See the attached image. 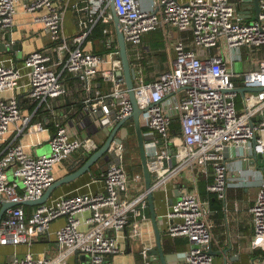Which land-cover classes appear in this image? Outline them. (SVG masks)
Listing matches in <instances>:
<instances>
[{
  "label": "built area",
  "instance_id": "built-area-1",
  "mask_svg": "<svg viewBox=\"0 0 264 264\" xmlns=\"http://www.w3.org/2000/svg\"><path fill=\"white\" fill-rule=\"evenodd\" d=\"M19 1L25 2L27 10L46 9L37 19L44 22L58 41L60 53L69 52V56L59 61L46 49L27 54L25 65L30 68L29 90L33 101L42 104L66 94L63 72L68 71L80 75L88 90L98 76L111 82L106 99L86 98V110L101 117L104 113L99 106L107 107L108 102L107 111L117 120L133 113L126 79L118 74L122 68L118 44L110 41L109 46L114 48L110 67H104L108 59L105 55L82 46L99 19L107 18L108 0H96L97 3L83 0L87 4H75L85 13L81 30L71 37L75 43L72 47L63 32L65 10L53 0H0V30L13 26ZM115 2L130 57L138 64L145 57L144 34L160 28L169 34L172 26L192 32L193 46L183 35L174 38L176 55L170 67L157 78L150 80L137 70L136 97L139 106L146 109L141 115L142 123L154 136L147 142L153 191L168 190L170 182L184 169L196 170L201 166L214 172L208 189L226 200L229 147L247 155L256 150L264 156V54L241 75L243 85L262 87L245 92L243 111L238 108L240 92L235 87L239 84L234 80L240 75L234 70V62L243 59V50L251 53L264 48V0H260L258 18L242 15L243 0H151L147 6L140 0ZM58 64L63 65L61 71ZM22 76L21 66L0 58V93L15 91ZM254 117L259 118L253 123ZM32 118L22 113L15 92L0 98V140H4L11 124L18 120H23L20 132L46 129ZM175 119L179 121L178 129L174 127ZM55 126L50 137V153L31 152L17 137L0 147V208L2 200L22 202L42 196L56 180V164L70 158L83 145L84 140L72 133L62 118L55 120ZM9 169L14 175L12 179ZM141 177L140 173L132 178L123 162H115L108 164L103 173V191L57 196L37 205L31 215L23 203L8 208L7 216L0 222V245H32L49 233L55 219L65 217L66 221L55 230L59 249L53 255L28 251L22 256L15 254L0 259V264H72L70 258L77 253L90 254L94 262H101L106 256L125 252L122 238L132 240L143 233L144 223L132 219V212L141 215L139 206L148 205V192L131 196ZM193 184L191 188L184 183L179 198L170 204L166 213L167 232L190 240V247L178 264H214V254L208 247L215 238L211 201L201 195L197 179L194 178ZM250 209L255 224L252 242L264 249V182ZM86 211L91 214L81 217ZM130 224L132 228L127 231ZM84 225L89 226L84 228Z\"/></svg>",
  "mask_w": 264,
  "mask_h": 264
},
{
  "label": "crops",
  "instance_id": "crops-1",
  "mask_svg": "<svg viewBox=\"0 0 264 264\" xmlns=\"http://www.w3.org/2000/svg\"><path fill=\"white\" fill-rule=\"evenodd\" d=\"M53 1L56 6L65 10L63 32L68 38L69 45L72 47L75 43L71 37L81 30V20L85 13L84 10H80L75 4L80 3L84 5L87 2L83 0ZM140 1L145 6L151 3V0ZM24 4V1H19L16 4L17 13L15 14L14 24L9 29L12 32L13 40L11 42L7 41L8 44L19 42L22 47L0 51V58H5L8 63H15L22 67L23 76L20 86L15 91H3L0 93V98L10 97L15 92L20 99L22 113L24 115H32V121L42 123L46 129L35 131L34 133H30L28 130L20 132L23 120L15 121L11 124L10 130L4 140H0V147L3 148L8 140L17 137L20 142L26 145L27 150L31 152L37 154L50 153V137L56 129L55 120L62 118L70 131L81 137L84 143L73 152L70 158L56 164L54 172L56 180H58L83 164L82 156L87 152L86 144L95 133L97 126L101 122H108L113 119L112 114L107 111V107H109L108 102L105 103L107 107L104 104L99 106L104 113L101 117H98L91 110H86L84 107L85 100L89 96H92L94 100L103 97L106 99L107 94L111 91V82L103 76H98L93 81L92 89L88 90L84 79L80 75L65 71L63 72V80L68 88L67 93L49 98L42 104L37 103L32 108L33 100L31 99L29 90L30 68L25 65V57L31 51L46 49L54 54L56 61H59L69 56V52L68 50H64L63 54L60 53L58 41L54 40L51 31L45 26L44 22L37 19L39 15L46 12V9L40 8L31 11L27 10ZM244 12L247 14L246 18H252L255 14L253 1H249L244 5ZM106 15V19L103 16L99 19L93 30V34L91 33V36L82 42V46L87 51L99 52L105 55L108 59L104 67H110L112 66L111 56L114 49L113 46H109L110 41L118 44L116 26L110 5L107 8ZM4 31L5 29H1L2 35L0 40L5 39ZM159 34H163L164 36L163 46H157V42L159 41L157 35ZM180 35L185 36L187 41L193 46L192 32L190 30H180L175 26L171 27L169 34L161 28L144 34L145 57L141 60L140 64L132 60L138 72L151 80L157 78L161 72L167 70L176 55L172 42L175 37ZM214 51H217V49H214ZM249 67L250 65L246 69ZM57 69L61 71L63 65L58 64ZM238 73L241 76L244 71ZM240 78L242 79L243 77L241 76ZM243 84L239 83V85ZM237 104L240 111H243L244 96L242 94L237 97ZM101 110L99 111L100 113ZM143 126L144 128L146 127V134H150V129L145 125ZM131 161L130 164H133V168L131 169H128L124 164L130 176L133 178L136 174L141 173L142 175L136 187L131 191V196H133L145 191L146 187L141 158ZM227 164L228 197L226 200L216 198L212 201L213 210L211 219L213 221L215 238L211 242V247L214 250V264H264V249L254 245L252 242L255 224L253 213L250 209L264 182V165H261L253 157V153L249 155L241 153L233 146L229 147ZM107 166L108 164H105L103 161L96 163L92 166L91 171H86L68 182L58 184L53 189L48 200L64 194L103 191L105 189L103 173ZM186 169H184L186 173L181 172L170 182L168 190L163 188L154 191L155 209L162 233L161 242L168 264H178L183 258L185 251L190 247V240L187 236H173L167 232L168 219L166 213L170 204L179 198L183 184L187 183L192 188L195 178L197 179L199 191L204 198H209L212 196V193L214 194V192L208 189L209 182L214 179L212 168H209L207 171L203 170L201 166H198L196 170ZM36 207L37 205H34L29 211L26 209L28 214L31 215ZM139 207L142 212L141 215L135 216L132 212V219L136 218L135 220L144 223L143 233L132 240L126 237L122 238L125 252L109 255V264H162L161 260L157 259V255H154V259H147V250L157 247L158 243L149 198L146 207L141 205ZM90 214L91 211H86L85 214H80V216L84 218ZM65 221V217L55 219L51 224L49 233L37 238L32 245L26 243L0 245V259H9L15 254L22 256L28 251H34L37 254L46 253L53 255L59 249L55 230L63 225ZM88 226L84 225V228H88ZM131 228L132 224L127 227V231L131 230ZM70 260L72 264H81V260L77 261L76 254L72 255Z\"/></svg>",
  "mask_w": 264,
  "mask_h": 264
},
{
  "label": "water",
  "instance_id": "water-1",
  "mask_svg": "<svg viewBox=\"0 0 264 264\" xmlns=\"http://www.w3.org/2000/svg\"><path fill=\"white\" fill-rule=\"evenodd\" d=\"M249 1H253L255 7V14L252 18H258L261 11L260 0H243V4L246 5ZM110 8L113 13L114 22L117 31L118 39V48H119V57L122 61V68L118 71L119 75H124L127 87L130 93V99L134 105L133 113L129 116L117 120L113 117L111 121L101 122L95 131V133L90 137V141L86 144L87 152L82 156L83 164L71 171L64 177L55 180L43 193L42 196L38 198H30L20 201H11V200H2V206L0 208V222L7 216V209L13 207L17 204H33L39 205L46 202L51 194L53 189L60 183L68 182L79 175L83 174L86 171H91L92 166L96 163L104 162L105 164L111 163H122L128 154L132 153L133 147L139 149L140 158L142 161L143 175L145 180V187L148 192V198L150 203V208L152 211V220L157 234L158 243L157 247L150 248L147 250V259H154V255H157V259H160L162 264H168L166 254L164 252L162 242H161V229L158 222V215L155 209L154 201V191L152 189V172L149 167L150 157L147 151V142L149 139H152L154 136L152 134H146L143 123H142V113L146 110L141 108L138 104L136 92H135V79L137 77V69L132 63L130 57L128 43L123 31L122 22L116 8L115 0H108ZM246 18L247 14L243 13ZM10 29V28H9ZM7 29L4 31V40H0V51H5L12 48H21L22 45L19 42H14L8 44L7 41L13 40L12 32ZM2 32L0 30V37ZM262 87H250L246 85H237L235 90L239 91L242 96L245 95L247 90H260ZM260 117V116H259ZM254 117V121L259 118ZM136 137V143H132V137ZM254 143H256V138H254ZM253 157L256 158L261 165H264V156L261 152L254 151ZM264 168V167H263ZM210 251L214 253V250L211 247V244L208 245ZM225 251V250H224ZM77 261L81 260V264H109L110 257L106 258L101 262H94L91 255L87 253H77ZM78 264V263H77Z\"/></svg>",
  "mask_w": 264,
  "mask_h": 264
},
{
  "label": "rangeland",
  "instance_id": "rangeland-1",
  "mask_svg": "<svg viewBox=\"0 0 264 264\" xmlns=\"http://www.w3.org/2000/svg\"><path fill=\"white\" fill-rule=\"evenodd\" d=\"M225 53H228V48H225ZM263 50H259V51H256V52H248L246 49L243 50V59H238L234 62V70L236 72H243L245 71L246 67H248L249 65L251 66L253 64L252 61H257L259 58H262L263 56ZM132 143H136V137L133 136L132 137ZM140 156H139V149L137 147H133L132 149V153L131 154H128V156H126V160H124V164L126 165V167L128 169H131L133 168L132 165L130 164L133 160V159H139ZM187 170V169H186ZM186 170H183L182 173H186ZM9 172V176H10V179L13 178V172L9 169L8 170ZM20 183L21 185H23V182L22 180H20ZM6 250V248H4Z\"/></svg>",
  "mask_w": 264,
  "mask_h": 264
},
{
  "label": "trees",
  "instance_id": "trees-1",
  "mask_svg": "<svg viewBox=\"0 0 264 264\" xmlns=\"http://www.w3.org/2000/svg\"><path fill=\"white\" fill-rule=\"evenodd\" d=\"M98 23V22H97ZM95 27H96V25H95ZM95 27H94V29H95ZM92 34H93V32H92ZM91 36V35H90ZM157 38H159V41L157 42V46H163L164 45V36H163V34H159V35H157ZM262 50L264 51V48L262 47ZM241 76H235L234 77V80L239 84H243L244 83V80H242L241 78H240ZM37 101H33V103H32V108H34V106H36L37 105ZM174 127L175 128H179V121L177 120V119H175V121H174ZM144 129H146V127L144 128ZM140 164V163H139ZM132 165V167H133V164H131ZM141 165V164H140ZM210 198V201H211V205H212V201L213 200H215L216 198H218L216 195H215V193L213 194L212 193V196L211 197H209ZM23 206L26 208V209H28V211L29 210H31L30 208H32L34 205L33 204H23Z\"/></svg>",
  "mask_w": 264,
  "mask_h": 264
}]
</instances>
